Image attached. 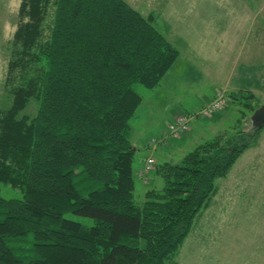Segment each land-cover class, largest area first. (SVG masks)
Segmentation results:
<instances>
[{"label": "trees", "instance_id": "16d2710c", "mask_svg": "<svg viewBox=\"0 0 264 264\" xmlns=\"http://www.w3.org/2000/svg\"><path fill=\"white\" fill-rule=\"evenodd\" d=\"M18 15L4 82L12 102L0 109V188L17 191L0 190V264H169L260 128L209 138L179 161L153 156L146 174L163 186L139 204L134 85L156 87L179 48L127 0H21ZM32 98L37 113H21Z\"/></svg>", "mask_w": 264, "mask_h": 264}, {"label": "rangeland", "instance_id": "374dc122", "mask_svg": "<svg viewBox=\"0 0 264 264\" xmlns=\"http://www.w3.org/2000/svg\"><path fill=\"white\" fill-rule=\"evenodd\" d=\"M127 1L142 14H155L158 28L181 49L180 57L156 87L134 85L143 98L130 121V138L138 146L134 169H139L147 154L156 162L179 161L198 143L219 134L239 129L252 132L250 116L264 103V52L254 50L253 45L264 47V39L253 44L261 19L251 32L246 17L248 9H260L259 17H263L264 0ZM20 5L21 0H0V109L12 102L4 82ZM250 51L257 60L245 64ZM218 91L227 100L222 109L210 116L196 115L180 138L170 134L168 124L176 115L194 114ZM38 105L32 98L21 113L32 116ZM153 138L159 139L156 150L147 146ZM153 170L143 177L153 176L149 185L135 175L134 196L139 204L146 199L147 190L163 186V179ZM215 182L218 190L195 216L169 264H264V126L256 130L252 144L230 172ZM0 190L5 196L17 191L5 184Z\"/></svg>", "mask_w": 264, "mask_h": 264}, {"label": "built area", "instance_id": "2783aa9c", "mask_svg": "<svg viewBox=\"0 0 264 264\" xmlns=\"http://www.w3.org/2000/svg\"><path fill=\"white\" fill-rule=\"evenodd\" d=\"M226 102V96L222 92L218 91L217 95L209 103H207L205 107L195 112L192 116H188L186 114L176 116L174 121L169 125L171 128V133L174 135L183 134L190 128V119L195 118V116L198 114L202 116L213 115L217 113L218 110L222 109L225 106ZM146 161L147 162L145 164V167L142 169L143 173L149 172L155 162L153 156L148 157Z\"/></svg>", "mask_w": 264, "mask_h": 264}, {"label": "crops", "instance_id": "0c3cea01", "mask_svg": "<svg viewBox=\"0 0 264 264\" xmlns=\"http://www.w3.org/2000/svg\"><path fill=\"white\" fill-rule=\"evenodd\" d=\"M264 5H262L261 6V8L263 7ZM254 10V9H253ZM248 11V15H247V20H249V25H248V27H247V29H248V31H253L254 29V25H256L257 24V21H259V19H261L260 21H259V25L257 26V30H256V36H255V38H254V42H253V44H259L262 40V38L264 39V16L262 17L261 16V18L259 17V15L260 14H258V11H260V9L258 10V9H255L254 10V12H252V9L250 10V9H248L247 10ZM250 11H251V13H250ZM261 13V12H260ZM219 16V15H218ZM237 20V19H236ZM259 33H260V35H259ZM235 38L237 37V35H235L234 36ZM226 39H229V37L228 36H226ZM174 44V43H173ZM253 47H254V50H258V49H263V52H264V47L261 45H253ZM227 48H230V45H228L227 46ZM180 50V54H181V49H179ZM250 53V57L249 58H246L245 60H244V62H246L247 61V63H245V64H248L250 61H254V60H257L256 58H255V53H253L252 51H250L249 52ZM180 54H179V57H180ZM249 56V55H248ZM236 57H239V54L236 56ZM178 60V59H177ZM176 60V61H177ZM175 61V62H176ZM174 62V63H175ZM244 62H243V64H244ZM254 68V67H253ZM171 69V68H170ZM215 95H216V92L211 96V97H209L206 101H207V103L208 102H210L214 97H215ZM158 148V147H157ZM144 159H142V163H141V165L139 166V169L138 170H135L134 171V173H135V175H136V177H138V179H141L142 181H143V183H145V184H148L149 185V181H152L154 178H153V176L151 175L150 176V178L149 177H147L148 179H144L143 177L144 176H141L140 175V171H141V167L143 166V164H144V161H143ZM146 175H149V174H146Z\"/></svg>", "mask_w": 264, "mask_h": 264}, {"label": "water", "instance_id": "95a60500", "mask_svg": "<svg viewBox=\"0 0 264 264\" xmlns=\"http://www.w3.org/2000/svg\"><path fill=\"white\" fill-rule=\"evenodd\" d=\"M250 120L253 128H261L264 126V103L253 110Z\"/></svg>", "mask_w": 264, "mask_h": 264}, {"label": "bare ground", "instance_id": "6f19581e", "mask_svg": "<svg viewBox=\"0 0 264 264\" xmlns=\"http://www.w3.org/2000/svg\"><path fill=\"white\" fill-rule=\"evenodd\" d=\"M140 173H141V174H143V172H142V171H141Z\"/></svg>", "mask_w": 264, "mask_h": 264}]
</instances>
